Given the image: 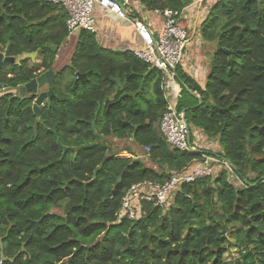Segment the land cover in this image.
Here are the masks:
<instances>
[{"label": "trees", "instance_id": "trees-1", "mask_svg": "<svg viewBox=\"0 0 264 264\" xmlns=\"http://www.w3.org/2000/svg\"><path fill=\"white\" fill-rule=\"evenodd\" d=\"M191 2L139 1L146 12L177 15ZM65 22L47 0H0V53L38 51L34 62L0 64L2 264H264V0H213L199 26L215 46L205 86L175 70L190 143L214 140L215 154L195 143L197 154L171 149L160 131V73L86 31L37 118L35 97L15 91L54 70L69 39ZM117 144L132 157L119 158ZM203 154L233 171L215 167L181 184L166 208L132 200L135 219H127L122 202L133 185L190 174Z\"/></svg>", "mask_w": 264, "mask_h": 264}, {"label": "built area", "instance_id": "built-area-1", "mask_svg": "<svg viewBox=\"0 0 264 264\" xmlns=\"http://www.w3.org/2000/svg\"><path fill=\"white\" fill-rule=\"evenodd\" d=\"M49 4L63 8L66 13V31L71 38L80 31L96 33L95 19L92 12L95 6L103 12L111 14L119 20L129 24L142 43V48L135 50L134 56L151 69L161 75L160 89L166 105L160 121V131L167 145L179 152L197 154L198 151L188 138V125L184 112H178L175 105L174 89L170 82L175 77L176 67L183 59V51L188 40L187 32L178 24V16L170 9L156 10L155 14L163 19L160 34L155 37L148 26L139 20L127 15L124 5L117 0H47ZM140 1V0H139ZM149 151L148 148L145 149ZM200 163L192 173L187 175H173L167 182H148L133 185L126 193L122 202V209L128 220L135 219V209L132 200H141L154 204L159 208H166L174 190L181 184L213 175V165H222L232 172L231 165L209 155H202ZM218 167V166H217ZM231 167V168H230ZM3 260L0 259V264Z\"/></svg>", "mask_w": 264, "mask_h": 264}, {"label": "crops", "instance_id": "crops-1", "mask_svg": "<svg viewBox=\"0 0 264 264\" xmlns=\"http://www.w3.org/2000/svg\"><path fill=\"white\" fill-rule=\"evenodd\" d=\"M117 1L124 5L126 13L128 9L135 12L139 21L144 22L155 37L160 34L163 27V19L159 15L155 14L156 10L154 12L144 11L139 3V0ZM212 1L213 0H192L191 4L180 13L177 19L178 24L186 30L188 36V40L183 51V59L179 67L201 88L206 84V78L210 71V62L215 46L213 43H207L201 39L199 26L201 22L205 20ZM92 16L96 21L95 36L101 47L121 53L126 51L134 52L135 50L142 48L140 39L129 24L117 19L111 14L103 12L97 6L94 7ZM77 34L71 37L72 41H75L74 44H76ZM69 40L70 38L67 40L68 44L60 52L57 62L60 61V57H63L62 55L72 44ZM176 81V77H174L170 82L174 89L175 101L178 96V93L176 92V90H178ZM196 98L198 97L196 96ZM199 138L200 136L195 138V144ZM203 142L204 141L199 144L200 148H203Z\"/></svg>", "mask_w": 264, "mask_h": 264}, {"label": "water", "instance_id": "water-1", "mask_svg": "<svg viewBox=\"0 0 264 264\" xmlns=\"http://www.w3.org/2000/svg\"><path fill=\"white\" fill-rule=\"evenodd\" d=\"M7 48H8V46L6 47V50L4 53H0V64H2V63L19 64L21 61H23L25 59H30L32 62H34L35 58L37 57V54H38V51L34 52V53H30V54L24 53L20 57L15 59V58L9 57L8 52H7ZM55 77H56V72L54 70L45 72V73L39 75L37 78L28 82L27 84L20 86L15 91L14 97L15 98H17V97L24 98L25 96L27 97L29 95H32L34 97L37 96L33 105H32V111H33V114L37 118H40L41 107L43 106L44 103L48 104L50 102V100L52 99V97L54 96L53 84H54ZM83 78H85L84 75L77 74L76 80H82ZM116 82L120 85L119 80H116ZM44 87H47V90L39 93V90L43 89ZM142 87H143V84L140 85L139 92H141ZM187 135L189 138V135H190L189 128L187 129ZM57 144H58V146H60L62 148L63 153L65 154L68 149L66 147H62L59 141H57ZM89 148H90V145L82 146L78 149H75V153H79L81 150H85V149H89ZM98 171H99V169H96L92 181H94L96 179V174ZM117 182H120V178H118Z\"/></svg>", "mask_w": 264, "mask_h": 264}, {"label": "rangeland", "instance_id": "rangeland-1", "mask_svg": "<svg viewBox=\"0 0 264 264\" xmlns=\"http://www.w3.org/2000/svg\"><path fill=\"white\" fill-rule=\"evenodd\" d=\"M69 42L70 43H72L71 45H70V47H68L67 48V50L65 51V53L62 55L63 57L61 58L60 57V61L59 62H57L56 63V65H55V68H54V71L56 72V74H57V72H60V71H62L63 70V68L68 64V60H69V58H70V54H71V52L72 51H74V49H75V45L76 44H74L75 43V41H72V38H70V40H69ZM68 44V43H67ZM67 62V63H66ZM177 67H179V66H177ZM176 67V68H177ZM176 84H177V87H178V90H176V92L179 94L180 93V85H179V83H178V81H176ZM14 93V92H13ZM188 93L191 95V96H193V97H195L196 98V95L195 94H193L191 91H188ZM201 104V102H199V105ZM206 140V139H205ZM193 141H194V139H193ZM200 141V142H199ZM198 142V143H197ZM197 142H196V144L197 145H199L200 143H201V138H199L198 140H197ZM194 143V142H193ZM193 143H191L192 145H194ZM195 144V145H196ZM203 148L201 149V150H203V151H206V152H209V153H213V154H215L216 152H218V148H217V143L214 141V140H206V141H204L203 142ZM119 147V148H118ZM122 146H121V144H117L116 146H114L113 148H114V150H119L118 152L120 153L119 155H118V157L119 158H131L132 156L131 155H128V154H126L125 152H121L120 150V148H121ZM218 166V167H217ZM216 166V164H214L213 165V167H214V170L217 168V169H219L220 167H222V165H217ZM216 167V168H215ZM223 168V167H222ZM231 168V167H230ZM226 170V169H225ZM226 171H228L229 173L231 172V171H229V170H226ZM233 171V170H232ZM230 181L231 182H236V179L234 178V176H230ZM170 199H173V195H171V197H170ZM167 207H168V204H167Z\"/></svg>", "mask_w": 264, "mask_h": 264}, {"label": "flooded vegetation", "instance_id": "flooded-vegetation-1", "mask_svg": "<svg viewBox=\"0 0 264 264\" xmlns=\"http://www.w3.org/2000/svg\"><path fill=\"white\" fill-rule=\"evenodd\" d=\"M46 90H47V87H45L44 89L39 90V93H40V92H43V91H46ZM29 96H30V95H29ZM31 96H32V95H31ZM36 97H37V96H36ZM36 97H35V99H36ZM35 99H34V101H35ZM34 101H33V103H34ZM44 104H45V103H44ZM44 104H43V105H44ZM32 105H33V104H32Z\"/></svg>", "mask_w": 264, "mask_h": 264}]
</instances>
